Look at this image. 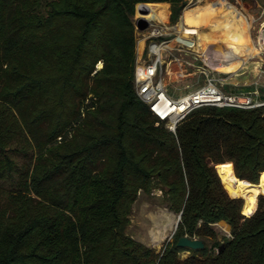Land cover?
I'll return each instance as SVG.
<instances>
[{
	"label": "trees",
	"instance_id": "trees-1",
	"mask_svg": "<svg viewBox=\"0 0 264 264\" xmlns=\"http://www.w3.org/2000/svg\"><path fill=\"white\" fill-rule=\"evenodd\" d=\"M188 1L0 0V264H264V196L244 217L225 190L264 172V106L201 107L172 133L134 90L136 5L174 24ZM154 189L181 213L159 252L126 232Z\"/></svg>",
	"mask_w": 264,
	"mask_h": 264
},
{
	"label": "rangeland",
	"instance_id": "rangeland-1",
	"mask_svg": "<svg viewBox=\"0 0 264 264\" xmlns=\"http://www.w3.org/2000/svg\"><path fill=\"white\" fill-rule=\"evenodd\" d=\"M205 1L214 2L216 0H189L187 4L188 6L186 5L185 8H190L197 4H203ZM256 2L259 3V5L264 6V0H256ZM256 2H254V0H250V3H248L249 7H253V10L250 11V15L253 17V19L260 17V11H257V7H255V5L257 4ZM223 3L232 12L238 13L241 11L240 5L235 4V0H223ZM163 8L164 12L162 11V14L153 11L147 12L146 14H140L135 9L134 15L131 18V23L134 28L135 54L138 53L139 59H145L144 61H148V56L146 55L148 52V42L141 44V41L139 40L142 38L143 34H140L139 29L137 28L138 20L144 19L147 23H154L160 26L172 27V35L170 36L172 40L170 41V43L167 44V48L165 49L163 56V70L165 72V83L167 85L168 91L170 92L169 94L172 95L174 98L178 99L192 93L199 86H202L204 82V76H202L201 74L199 75L196 72L198 69L202 68L207 74H209V76L212 75L219 80H225L227 82L229 79H227L225 75H228V73L219 72L217 69L219 66H221L224 61H229L238 55H242H231L230 53L234 47L236 48L238 41L242 40V38L244 39L246 36L245 33H243L244 30L241 28L242 25L239 22L231 25V19L229 20V18H225L224 24L228 27L225 30H221L222 34L224 35L222 36L223 39L219 40V42L214 46L215 48H222L227 43L229 46L227 45L228 47L226 48L230 50V54L228 53L229 55L227 56V58H225L226 56L223 52H217L215 54L207 53L206 57L203 58L198 53L191 51V49L185 48L179 45L178 43L173 42V40L177 36L174 27L178 28L179 24L182 22V12L177 22L171 24L168 18H166V10L168 13L169 6H165ZM244 8L245 10H247L246 7ZM149 13L155 15V21L145 18L146 15H148ZM220 17L222 18L223 15H220ZM247 22L249 23V26H251L249 30V38L252 40L253 45L257 47V41L260 40L259 35L260 33L262 34V31L260 32L261 27L259 21H255L253 23L249 19H247ZM213 31L214 30L209 27L204 31V33L208 37L210 36L209 38L217 40L215 38V31ZM138 41L140 42L138 43ZM249 52L250 51H247L246 54H248ZM184 61L187 62L185 63ZM101 66L102 64L98 63L96 69H100ZM238 74L240 75L237 77H231L229 84L223 81L222 84H224L221 86V88L228 93H235L241 97L246 96L247 92H249L245 91L244 88L246 87L253 88L257 86L260 89H264V54L260 53L254 59L249 60L247 64L243 68H241ZM262 173H260L259 181L256 184H252L246 181H236L241 184L239 187L240 189H238V193H240L241 191L240 194L236 195L230 193L228 190V187L230 185L225 188L229 197L239 198L242 201L243 207L241 206V211L242 214L246 217L253 214L256 208V202L258 198L257 196L264 195V193H258L255 195V206L251 212L249 210L243 211L246 203L245 195L243 194L245 193L246 196L252 197V191L254 190V188L257 187L259 184L264 183V174ZM231 177L233 178V180H235V177L232 172ZM223 181L226 183L225 179H223ZM248 191L250 192L247 193ZM157 216L162 219L163 216H166V218L164 219L166 228L163 225L164 222H159V217ZM176 220L177 214L167 208V206L162 202V193L157 189H154L149 196H145L142 194L138 195L136 201L132 205V209L129 215V225L127 227L126 232L133 239L143 243L150 249H153L155 252H159L161 247L167 241L171 240L170 235L174 230ZM213 228L216 231L219 240L222 236L229 237L230 235L229 226L225 223L219 222L217 224H214ZM190 255V252L184 251L180 253V257L182 259H185Z\"/></svg>",
	"mask_w": 264,
	"mask_h": 264
},
{
	"label": "built area",
	"instance_id": "built-area-1",
	"mask_svg": "<svg viewBox=\"0 0 264 264\" xmlns=\"http://www.w3.org/2000/svg\"><path fill=\"white\" fill-rule=\"evenodd\" d=\"M259 9L260 32L262 31L264 34V6L259 5ZM172 30V27L148 23L146 29L139 30L140 34H143L139 39L141 44L148 42L146 54L148 61L139 59L138 53L135 54L134 90L138 99L146 105L158 123H163L166 129L174 133L180 122L191 112L201 107L251 109L264 106V95L260 96L258 91H253L243 97L235 93H228L221 88L224 84L222 82L225 80L209 76L203 68L196 71L197 74L204 76L202 86L178 99L170 95L165 83L163 56L167 44L172 40L170 38ZM262 34L259 35L260 44L257 41L259 54H264V35Z\"/></svg>",
	"mask_w": 264,
	"mask_h": 264
},
{
	"label": "bare ground",
	"instance_id": "bare-ground-1",
	"mask_svg": "<svg viewBox=\"0 0 264 264\" xmlns=\"http://www.w3.org/2000/svg\"><path fill=\"white\" fill-rule=\"evenodd\" d=\"M220 15H223V17L221 18ZM145 18L155 21V15L152 13H149L148 15H146ZM225 18L226 19L229 18V20L231 19V22H232L231 25L239 22L242 25L241 28L244 30L243 33H245V35H246L244 39L242 38V40L238 41L236 48L234 47L231 50V52H230L231 55L243 54V53H247V51H250L249 53H251V54L259 52L257 47L255 45H253L252 40L249 38V30H250L251 26H249V23L246 21L245 17L241 13V11L238 13L230 11L224 5L223 0H216L214 2L205 1L203 4H197V5L190 7V8H188V7L184 8L182 10V22L179 24L178 28L174 27V30L177 33L176 34L177 36L175 37L173 42H176L181 46H186V44L188 46L191 45L190 40H187L186 44H185V39L182 38L183 35L185 33H187V31H188L184 27V25H187L189 27H192L196 33L195 45L192 44V46H195L194 48H196L195 49L196 51H198L201 55H204L205 57H206L207 53L215 54L217 52H223L224 55L226 56L225 58H227V56L230 54L229 53L230 50L228 48H226L229 46L227 43L222 48H215V46H214L219 42V40L223 39L222 36H224V35L222 34L221 30H225L228 27V26H225V24H224ZM209 27L215 31V32L214 31L213 32L215 33V38L217 40L209 38L210 36L208 37L204 33V31ZM262 35H264V34H262ZM229 48H231V47H229ZM214 56H216V55H214ZM99 66H100V64H99ZM240 185H241L240 183H234V184L230 185L228 187L229 192L232 194H236V195L240 194L241 191H240V193H238L239 192L238 189H240L239 188ZM249 192L250 191H248L247 193H249ZM252 193H253L252 197L246 196L245 193L243 194V195H245V200H246L245 208L243 209V211L244 210H249L250 212L252 211V209L255 206V201H254L255 195L258 193H264V183L259 184L257 187H255L254 190L252 191Z\"/></svg>",
	"mask_w": 264,
	"mask_h": 264
},
{
	"label": "crops",
	"instance_id": "crops-1",
	"mask_svg": "<svg viewBox=\"0 0 264 264\" xmlns=\"http://www.w3.org/2000/svg\"><path fill=\"white\" fill-rule=\"evenodd\" d=\"M254 2H256V0H254ZM248 3H250V0H235V4L240 5V9L242 11L243 16L245 15L244 17H245L246 21H247V19H249L253 23L255 21H259V17H257L256 19H253V17L250 15V11L253 10V7H249V4ZM167 6H169V5L167 4ZM244 7H246L247 10H245ZM255 7H257V11H260V9H259V3H257L255 5ZM166 18H167V10H166ZM259 23H260V21H259ZM184 27L188 31H187V33H185L183 35L182 38L185 39V44H186V41L187 40H190L191 41V45L188 46L186 44V46H183V47L191 49V51L198 53L200 56H202L204 58L205 56L204 55H201L198 51L195 50L194 46H192V44L195 45V38H196V33H195L194 29L192 27L187 26V25H184ZM260 41H261V38L258 41L259 44H260ZM258 54H259V52H256V53H253V54H251V53L246 54L245 53V54H242V55H238V56L234 57L233 59H231L229 61H224L221 64V66L218 67L217 70L219 72H222V73H228V75H225V76L227 77V79H229L226 82V83L229 84L230 83L229 81L231 80V77L233 78V77L239 76L240 74H238V73L241 70V68H243L247 64V62L249 60L254 59ZM184 62L186 63L187 61H184ZM244 89H245V91H249V92H247V94H250L253 91H258V93H259L260 96L261 95H264V89H260L257 86H255L253 88L252 87H246ZM237 183H239V182H237ZM230 185H232V184H230ZM157 217H159V216H157ZM165 218H166V216H163V219L159 217L158 220H159V222L163 221L164 222L163 225L166 228V224H165V221H164Z\"/></svg>",
	"mask_w": 264,
	"mask_h": 264
},
{
	"label": "water",
	"instance_id": "water-1",
	"mask_svg": "<svg viewBox=\"0 0 264 264\" xmlns=\"http://www.w3.org/2000/svg\"><path fill=\"white\" fill-rule=\"evenodd\" d=\"M147 5L148 4H138V5H136L135 9L140 14H146L147 11H148ZM147 26H148V23L146 22V20H144V19L138 20V22H137V28L139 30H144V29L147 28ZM216 167H215V170H216ZM216 173H217V171H216ZM260 196H264V195H260ZM232 199H236V198H232ZM242 207H243V203H242ZM242 207H241V209H242ZM180 215H181V213L177 214V220H176V223L174 225V230L171 233L170 237L173 236V234H174V232H175V230L177 228V224H178V221L180 219ZM243 216L246 217L245 215H243ZM176 247L188 249V250H191V251H198V250H202L204 248V244H203V242L201 240H198V239H195V238L191 239V238H188L186 236H183V237H180L176 241ZM221 248H222V245L219 247V249L217 250V252H219Z\"/></svg>",
	"mask_w": 264,
	"mask_h": 264
},
{
	"label": "snow or ice",
	"instance_id": "snow-or-ice-1",
	"mask_svg": "<svg viewBox=\"0 0 264 264\" xmlns=\"http://www.w3.org/2000/svg\"><path fill=\"white\" fill-rule=\"evenodd\" d=\"M227 167H230V166H227Z\"/></svg>",
	"mask_w": 264,
	"mask_h": 264
}]
</instances>
